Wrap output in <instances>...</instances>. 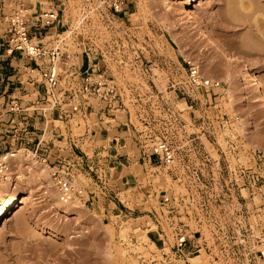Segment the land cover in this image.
Instances as JSON below:
<instances>
[{
	"label": "rangeland",
	"instance_id": "374dc122",
	"mask_svg": "<svg viewBox=\"0 0 264 264\" xmlns=\"http://www.w3.org/2000/svg\"><path fill=\"white\" fill-rule=\"evenodd\" d=\"M123 1L116 11L109 0H0V153H17L12 102L24 107V99L45 94L40 70L48 64L47 54L30 58L11 50L7 16L21 6L32 16L51 8L57 21L39 32L32 26V41L45 50L58 47V91L74 95L64 106L79 103L86 111L50 122L63 139L69 133L83 138L74 151L101 165L110 179L104 191L92 173H74V184L87 192L62 212L49 170L21 149L29 153L26 177L15 173L13 179L27 201L7 212L0 226V264H136L137 252L170 254L176 224L190 240L174 264H191L202 251L209 264H261L262 245L253 236L264 224V105L199 26L264 84V0H202L192 9L166 7L163 0ZM195 64L219 85H189L188 68ZM90 75L106 100L80 89ZM97 123L103 131L108 125L121 130L128 161L105 160L111 139L105 131L101 140L90 136ZM160 142L169 147L170 162L153 152ZM116 177L124 179L118 190Z\"/></svg>",
	"mask_w": 264,
	"mask_h": 264
},
{
	"label": "built area",
	"instance_id": "2783aa9c",
	"mask_svg": "<svg viewBox=\"0 0 264 264\" xmlns=\"http://www.w3.org/2000/svg\"><path fill=\"white\" fill-rule=\"evenodd\" d=\"M109 4L111 8L119 11L122 10L124 1L109 0ZM25 11L26 9L22 6L17 7L7 16V45H9L11 50L19 51L30 58L47 54L48 64L40 70L45 94L36 97L34 100L24 99V107H21L20 105L22 104H19L18 101L12 102L14 108L12 112L17 114L15 118L11 119V126L16 134L15 149L17 152L25 149L37 162L49 170L50 181L57 192L59 201L62 203H71L76 199H80L82 193L86 191L85 188L83 189L73 182V175L77 171L87 170L92 173L96 186L102 190L104 189V191H110V179L102 169V166L90 161V157L86 154L78 155L74 151L73 146L80 144L83 138L75 137L69 133L68 137L63 139L60 127L50 122L53 119L63 120L70 118L71 112H79L80 115H83L84 111H86L81 109L79 103H70L67 107L64 106L67 104L65 98L72 101L74 95L65 96L64 93L58 91L61 77L60 71L57 69V59L61 55L58 47L53 46L45 50L43 45L39 46V43L32 41L35 36H31V27L34 26V31L39 32L51 26L58 19V11L50 8L47 11L41 10L35 16L26 14L24 13ZM29 18L33 20L32 25H28ZM187 79L189 85L193 87L209 88L219 85L218 82H212L209 79L204 80V77L199 75L193 65L188 68ZM94 82L97 83L98 81ZM93 84L91 75L87 76L82 81L80 89L86 91L87 93L85 94L94 95L96 93L99 98L106 100L107 95L104 94L107 92L101 94V92H98L99 88ZM25 96H28V94ZM43 98L47 102H43ZM21 110L25 112L23 116L19 113ZM34 113L43 118L33 117ZM25 150L23 151L25 152ZM153 152L161 155L165 162H170L172 153L166 143H158L153 148ZM8 153L14 152L5 151L0 153V182L7 179L8 166L5 156ZM105 156V160L109 159L108 154H105ZM253 238L262 245L258 253L259 257L264 259V224L260 228L258 235L253 236ZM171 239L170 254L159 250V255L151 252L149 256L145 257L144 253L137 252L135 256L136 264H174L175 258L184 257L186 255L184 251L188 247L190 238L187 237L186 228L183 224H176L172 227Z\"/></svg>",
	"mask_w": 264,
	"mask_h": 264
},
{
	"label": "bare ground",
	"instance_id": "6f19581e",
	"mask_svg": "<svg viewBox=\"0 0 264 264\" xmlns=\"http://www.w3.org/2000/svg\"><path fill=\"white\" fill-rule=\"evenodd\" d=\"M149 1L151 4L152 3H155L156 0H147ZM198 1H202V0H163V3L166 7L170 5H174V4H177V3H183L184 4V7L185 8H188V9H192V7L198 2ZM148 2V3H149ZM149 3V4H150ZM26 12V11H25ZM79 23V19L78 21L75 22V26ZM193 23L196 25V26H199L198 25V22L197 20H193ZM199 29L201 30L202 32V37L205 39V41H207V43H209L214 49H216L217 51H219L220 53L226 55L228 57V63L231 65V67H233L235 70H237V72H242L243 75L245 76L247 82L253 87V89L255 90V92L258 94V99H259V102L264 105V84L261 82V80L259 79V76H258V73L250 70L249 68H247L245 65L239 63L238 61V58L237 56L230 52L228 49H226L223 45H221L220 43H218L215 39H213L212 37L209 36V34L203 29L201 28V26H199ZM69 30L66 29V31L63 33V38L64 36H68L69 35ZM58 37H62L61 34H57ZM57 38V37H56ZM34 39V38H33ZM59 39V38H58ZM195 68L196 70L198 71L199 75L201 76L199 70H198V66L195 64ZM231 77L230 73H226L225 75V79H229ZM204 80H207L206 78H204ZM212 82H215V81H212ZM231 87V82H229V86L228 88L226 89V92L229 93L230 92V88ZM229 96V94L227 95ZM79 118V117H78ZM83 119V118H82ZM82 122V120H81ZM60 123V122H59ZM80 124V123H79ZM78 124V125H79ZM82 126V125H81ZM63 131V130H62ZM64 137V136H63ZM82 145V144H81ZM10 152V151H9ZM29 153L27 152H24L22 150H19L17 153H8L6 156H5V159H7V166H8V172H7V179L5 181H2L0 182V226L4 223V220H5V217H6V214L7 212H11L13 211L14 209H17L19 207H21L22 205H24L27 201V194H22V195H19L17 190H18V186L17 184L14 182V179H13V176L14 174L16 173L17 177H19V179H24L26 176H25V169L26 167L24 168V160H25V156L27 157ZM24 157V158H23ZM31 157V156H30ZM32 158V157H31ZM29 159V161L31 160L29 157L27 158V160ZM34 159V157H33ZM33 162L34 163V161ZM15 160H19V163L16 164V165H11V163ZM38 163V162H37ZM36 164V160H35V163L34 165ZM37 166V165H36ZM169 167V166H168ZM40 168V167H39ZM45 168V167H44ZM42 169V168H40ZM27 170H28V167H27ZM43 170V169H42ZM44 171V170H43ZM42 172V171H41ZM46 172V171H45ZM44 174V173H43ZM41 173V175H43ZM167 175V174H166ZM59 200V199H58ZM57 204H56V203ZM55 205H58L57 208H61V206H66L68 207V205H74L73 204H69V203H63L61 201H55ZM76 204V203H75ZM79 204V203H77ZM80 205V204H79ZM82 205V204H81ZM66 207L65 210H63L62 212L65 211V213H69L67 212L66 210ZM75 207V206H73ZM72 207V208H73ZM83 208V207H82ZM63 209V208H62ZM69 210V207L67 208ZM61 210V209H60ZM18 222V221H17ZM204 229L203 231L207 232L205 230V228H202ZM144 231V230H143ZM202 232V231H201ZM200 232V233H201ZM203 232V237L206 238V234L204 236V233ZM124 233V231H123ZM144 233V232H143ZM51 236H55V233L54 231H50L49 233ZM202 234V233H201ZM209 234V233H208ZM202 237V236H201ZM208 238V237H207ZM200 239V238H199ZM202 250V249H201ZM200 250V251H201ZM203 254H204V251H202ZM202 252L201 255H202ZM201 255H195L194 257H191L189 258L188 261H190L191 264H209L207 263V261L203 260L202 259V256ZM177 261V260H176ZM181 263V262H180ZM179 263V264H180ZM177 264V263H176ZM216 264V263H215ZM261 264H264V259L262 260V263Z\"/></svg>",
	"mask_w": 264,
	"mask_h": 264
},
{
	"label": "crops",
	"instance_id": "0c3cea01",
	"mask_svg": "<svg viewBox=\"0 0 264 264\" xmlns=\"http://www.w3.org/2000/svg\"><path fill=\"white\" fill-rule=\"evenodd\" d=\"M52 2H53V0H52ZM110 127L111 126H109V125L107 127H105L104 131H105L106 135H108V137L111 139V146L106 147L104 149V151L106 152V154L109 155L110 160H113V163L117 164L121 160L126 162L129 160V158H128V156H125V153H122V151H121V150H123L122 149L123 148L122 147L123 138L120 134L121 130L119 131L117 129V127H115V128L111 127V129H108ZM92 128H93L92 130L94 131V133L90 134V136H93L95 140L98 138L101 140L103 130H102L100 123H97L96 127H92ZM124 139H126V138H124ZM113 140H115V143H113ZM126 140H128V139H126ZM126 140H125L124 144L127 146ZM97 147L98 146L95 145L94 151L96 150ZM98 149L100 150V146L98 147ZM121 157H122V159H120ZM117 158L119 160H117ZM114 181H115V183L113 184V186H114V188L116 187L117 190L120 187V183L122 184V186H124V179L122 177H120V178L116 177Z\"/></svg>",
	"mask_w": 264,
	"mask_h": 264
}]
</instances>
